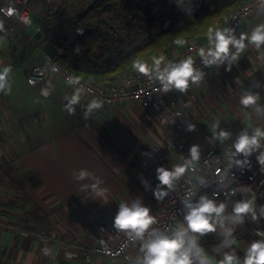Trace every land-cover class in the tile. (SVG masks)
Segmentation results:
<instances>
[{
  "label": "crops",
  "instance_id": "crops-1",
  "mask_svg": "<svg viewBox=\"0 0 264 264\" xmlns=\"http://www.w3.org/2000/svg\"><path fill=\"white\" fill-rule=\"evenodd\" d=\"M40 3L38 8H42L43 0ZM48 13L53 11L44 17ZM257 23H264V14L258 15V10L237 33L250 31ZM28 37L31 35L20 34L15 40L6 38L8 44L1 51L5 55L0 54V62L11 65L9 56H18V52L24 55V45L34 43ZM172 51L176 53V49ZM39 53L38 62L25 74L42 62L44 56ZM205 73L199 86H190L183 94L175 93L184 115L166 124L159 123L157 114L140 108L134 101L103 106L84 120L83 108L91 100L87 95L76 106V114L70 116L63 104L64 96L72 88L51 75L45 79L48 97L27 84L32 94L28 102L35 105V111L28 112L26 117L29 127L21 121L22 104L16 101L7 108L9 101L0 103V264H129L127 257L135 259L137 242L119 260L96 255L86 259L79 250L114 243L115 238L107 236L103 229H113L112 218L120 202L140 198L159 220L165 202H157L151 191L146 192L140 177L154 187L156 167L171 168L181 163L192 144H199L202 154L214 149L224 157V148L231 141L221 145L205 139L214 135L213 123L234 134L242 128H264V117H258L251 109H242L239 104L241 93L252 85L253 91L260 93L258 103L264 105V59L254 48L249 47L241 55L231 72L221 67L207 69ZM257 81L259 87H255ZM5 98L6 94L0 93V102ZM39 116H43V121L36 124L33 118ZM189 118L196 125L192 132L185 131L184 121ZM173 143L178 145L175 150ZM158 154L165 155L158 164L149 168L141 165ZM80 169L102 181L100 187L109 190L106 196L92 192V179H74ZM260 177L264 178V173ZM85 184L89 188L81 187ZM239 198L240 194L233 197ZM257 204L261 203L257 200ZM180 220L176 219L175 224ZM258 227L264 231V221L259 225L246 222L237 228L236 248L241 254L247 243L257 238ZM220 239L217 233L201 241L210 257H219L216 249ZM44 247L50 248L52 255L45 256Z\"/></svg>",
  "mask_w": 264,
  "mask_h": 264
},
{
  "label": "clouds",
  "instance_id": "clouds-1",
  "mask_svg": "<svg viewBox=\"0 0 264 264\" xmlns=\"http://www.w3.org/2000/svg\"><path fill=\"white\" fill-rule=\"evenodd\" d=\"M177 6L185 14L191 15L194 11L193 0H177ZM258 15L264 14V0H258ZM11 17L17 14L15 8L9 6L5 13ZM30 24V20H25ZM4 20L0 19V33L5 32ZM207 46L200 47L197 55L202 67L195 66L192 56L178 60H167L164 55L153 56L151 64L139 58L132 61V69L147 80L158 84V91L167 94L170 92L186 93L190 86H199L205 78L203 69L224 68L225 72H231L234 66H238L241 55L249 48H254L260 59H264V23H257L250 31L237 33L234 27H208L206 31ZM174 43L183 47L187 42L177 39ZM74 50H78L76 47ZM56 71L55 68L52 69ZM13 68L0 62V93L10 94L12 83L10 80ZM66 84L72 88L69 95L64 96L63 110L68 115L76 114V106L80 105L85 95V86L79 76L69 75ZM257 81L255 87H259ZM49 94L47 90L43 93ZM261 96L253 91V86L245 89L240 97L239 104L242 109H251L258 117H264V105L258 103ZM104 106L100 98H93L83 108L82 117L87 120L94 112ZM185 131L192 132L196 125L184 121ZM219 123L212 124L214 135L209 142H219L224 145L231 141L230 146L224 148L226 168L219 179L215 181L216 190L210 196L207 191L201 193V189L207 190L212 182L204 176L196 175L197 165L201 159L202 149L199 144H192L187 156L182 157V162L174 164L171 168L163 165L156 167L154 187L150 182L140 177L144 190L151 191L157 202H162L176 190L177 184L186 174H192L189 183L191 189L180 201L182 220L173 226L157 227L159 221L151 214V208L146 206L142 199L118 203V209L112 218L111 227L126 237L127 242L138 243V253L135 259L127 257L129 264H264V231L258 227L255 230L256 239L247 243L241 254L236 245L237 228L247 223L259 225L264 221V204H257L254 193L248 195L250 189L240 192L239 199L237 189L231 187L236 176L230 174L235 169L241 174L245 170L251 171L254 156L259 170L264 173V128L259 126L254 129L242 128L239 132L220 128ZM143 155V154H142ZM220 172L219 169L216 170ZM229 176L231 179H229ZM195 183H192V179ZM74 179L84 181L92 179L91 190L98 196H106L107 188H101L102 181L86 169H80L74 174ZM87 189L89 185H81ZM223 195L224 199L218 197ZM219 234L221 239L217 245L219 257L211 256L201 243L209 234ZM45 256L52 255V250L44 247ZM70 255V254H69Z\"/></svg>",
  "mask_w": 264,
  "mask_h": 264
},
{
  "label": "trees",
  "instance_id": "trees-1",
  "mask_svg": "<svg viewBox=\"0 0 264 264\" xmlns=\"http://www.w3.org/2000/svg\"><path fill=\"white\" fill-rule=\"evenodd\" d=\"M246 1L193 0L194 11L188 15L177 6V0H150L146 5H140L139 0H92L72 16H66L61 8L48 13L41 30L51 44H58L70 32L76 39L57 61L74 76L106 88L133 71L134 59L172 55L173 49L180 48L174 43L177 39L204 42L208 27H223L227 15ZM112 10L119 14H110ZM0 19L7 30L8 20L2 15ZM78 28L92 29L79 36ZM5 32L0 33V39ZM34 44H28L26 54Z\"/></svg>",
  "mask_w": 264,
  "mask_h": 264
},
{
  "label": "built area",
  "instance_id": "built-area-1",
  "mask_svg": "<svg viewBox=\"0 0 264 264\" xmlns=\"http://www.w3.org/2000/svg\"><path fill=\"white\" fill-rule=\"evenodd\" d=\"M150 0H139L140 5H146ZM258 0H247L241 6L231 11L224 22L223 27H234L238 31L242 24L250 18L254 12L258 10L257 6ZM30 3L31 0H9L0 4V15L6 18L9 22V26L4 34V39L14 40L20 36L25 28L30 27L32 23L31 13H30ZM11 6L16 9L17 14L14 16H7L6 10ZM87 6L85 5L84 8ZM25 20H30V24H26ZM92 28H78L76 34L81 36L88 33ZM42 31L38 28L37 32ZM36 32V33H37ZM28 39L34 42V36L28 37ZM207 40L202 43L190 41L187 42L183 47H180L176 53L173 55H164L167 60H178L183 59L187 56H192L195 60L196 67H202L200 64L199 57L197 55V50L200 47H206ZM43 55V54H42ZM44 56V55H43ZM160 56V55H159ZM151 64V59L147 60ZM55 68L56 71L53 72L52 69ZM204 71L207 69H203ZM48 75L53 76L57 80L66 84V78L69 75L74 76L65 66L60 64L57 59H50L44 56L42 62L34 66L26 74V82L30 87L39 88V94L44 97L43 93L48 89L45 86V79ZM81 83L85 86V95L89 96L91 99L100 98L104 101V106H111L117 102L121 101H134L140 108L149 111L150 113L157 114L158 122L161 124L169 123L172 118L183 117L184 110L178 104L175 93L170 92L164 94L158 91V84L155 81H149L146 78L140 76L134 70L129 71L125 75L118 78L112 85L103 88L91 84L88 81L82 80ZM67 85V84H66ZM33 121L37 124L43 121V116L34 117ZM188 122L194 123L192 118L188 119ZM171 147L175 150L178 145L173 143ZM165 155L158 154V156H153L148 160L141 163L144 168H149L153 164H158ZM252 161L251 171L245 170L243 174L235 169L230 170V174L236 176L235 182L231 183L233 189H237V196L242 191L250 189V194L254 193L257 200L264 204V178L260 177L261 171L259 166L255 161L254 156L250 158ZM198 172L196 175L204 176L210 182L212 186L207 190L201 189V193L207 191L211 196L212 192L216 190V183L219 176L222 175L226 168L225 157H223L218 151L214 149H209L201 155V159L197 165ZM217 169L220 170L217 173ZM192 174H186L184 178L177 184L176 190L170 194L169 197L164 199L165 209L161 218L158 220L159 223L157 227L173 226L175 220L182 218V213L180 212L181 204L180 201L186 196L187 192L191 189L192 184L188 181ZM229 179L231 177L229 176ZM192 183H195V179H192ZM223 200L224 197L221 194L218 197ZM107 236H112L115 241L112 245H99L92 247H81L79 254L86 259H89L91 255H96L100 257H105L112 260H119L124 252L136 242H127L126 237L122 234L117 233L114 229H103Z\"/></svg>",
  "mask_w": 264,
  "mask_h": 264
},
{
  "label": "rangeland",
  "instance_id": "rangeland-1",
  "mask_svg": "<svg viewBox=\"0 0 264 264\" xmlns=\"http://www.w3.org/2000/svg\"><path fill=\"white\" fill-rule=\"evenodd\" d=\"M40 1L42 0H33L32 3L30 4L29 6L31 13L30 16L33 24L30 27L25 28L24 32L21 33V35L23 36L31 35L33 37L37 32L38 28L41 29L44 19V14L47 13L48 11L55 12L57 11L58 8H61L62 13H65L67 16H72L78 13L80 10H82L85 5L88 6L92 0H43L42 8H38V6L41 5ZM3 2H5V0H1L0 4H2ZM55 3H57V5H55ZM112 13L115 14L118 12L112 10L110 14ZM0 44H1L0 54L5 55L4 52H1L3 51L4 46L8 44V39H4V35L0 39ZM24 47L27 49L28 43L25 44ZM8 50L9 53L13 52L12 44H10ZM17 54L18 56L16 54H13V56H9L8 59L12 61V63H14L15 61H19L20 58L24 56L26 53H24V55H22L21 53L22 56L20 55L19 52ZM39 57H40L39 51L33 50L26 59H23L22 61H19L18 63L14 64L13 72L11 73L10 76V80L12 83V91L10 94H6V98L0 102L1 104H5L6 101H9V103H7L6 105L7 108L10 107L9 104L11 103L14 104L16 103V101L22 104V107L19 109V112L21 114H24L21 121L22 124L26 125L27 127H29L26 121L27 114L28 112L35 111L34 109L35 105L29 104L28 102V99L32 96V94L30 93V89L26 83L25 72H27L30 67H32L34 64L38 62ZM14 94H17L18 96H14Z\"/></svg>",
  "mask_w": 264,
  "mask_h": 264
},
{
  "label": "water",
  "instance_id": "water-1",
  "mask_svg": "<svg viewBox=\"0 0 264 264\" xmlns=\"http://www.w3.org/2000/svg\"><path fill=\"white\" fill-rule=\"evenodd\" d=\"M75 39L76 38L69 32L61 42L58 44H51L47 42L46 35L42 31H39L34 35V46L27 52L24 59H26L33 50H39L41 54L50 59H57L61 55V51L69 48Z\"/></svg>",
  "mask_w": 264,
  "mask_h": 264
}]
</instances>
